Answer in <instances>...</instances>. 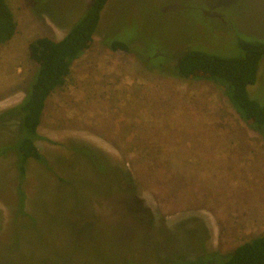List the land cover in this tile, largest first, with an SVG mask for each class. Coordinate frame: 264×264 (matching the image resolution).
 Here are the masks:
<instances>
[{
  "label": "rangeland",
  "instance_id": "1",
  "mask_svg": "<svg viewBox=\"0 0 264 264\" xmlns=\"http://www.w3.org/2000/svg\"><path fill=\"white\" fill-rule=\"evenodd\" d=\"M7 2L17 31L0 45V114L36 74L29 44L62 40L91 1ZM242 41L264 42V0H109L47 99L36 141L47 164L28 165L25 214L14 154L0 158V264L195 262L264 236V137L220 85L174 72L191 48L241 58ZM249 96L264 107V59ZM16 128L0 129V146Z\"/></svg>",
  "mask_w": 264,
  "mask_h": 264
},
{
  "label": "trees",
  "instance_id": "2",
  "mask_svg": "<svg viewBox=\"0 0 264 264\" xmlns=\"http://www.w3.org/2000/svg\"><path fill=\"white\" fill-rule=\"evenodd\" d=\"M90 1L88 8L62 40L38 38L29 44V58L38 65L36 74L24 100L0 114V129L9 124L17 127L14 143L0 146V158L14 154L18 212L21 214H25L24 184L29 163L47 164L36 146L47 99L66 84L73 64L92 47L102 12L109 2ZM16 31L17 23L7 0H0V45L11 41ZM108 46L117 53L132 51L128 44L116 40L110 41ZM241 49L243 57L227 58L191 48L180 56L174 72L184 79L205 80L220 85L242 121L264 137V107L249 96V88L257 83L264 59V42L242 41ZM119 176L122 177L120 173ZM207 257L209 259L203 260ZM175 264H264V236L245 242L225 255L214 254L195 262L179 261Z\"/></svg>",
  "mask_w": 264,
  "mask_h": 264
}]
</instances>
